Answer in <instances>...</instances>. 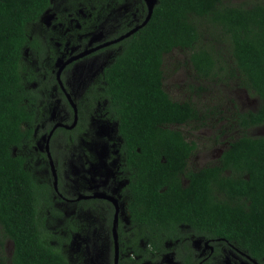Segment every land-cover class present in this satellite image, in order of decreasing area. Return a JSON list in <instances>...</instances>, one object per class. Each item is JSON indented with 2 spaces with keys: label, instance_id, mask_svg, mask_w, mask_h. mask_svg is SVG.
Returning <instances> with one entry per match:
<instances>
[{
  "label": "trees",
  "instance_id": "trees-1",
  "mask_svg": "<svg viewBox=\"0 0 264 264\" xmlns=\"http://www.w3.org/2000/svg\"><path fill=\"white\" fill-rule=\"evenodd\" d=\"M96 1L110 3L122 17L135 12L121 11L113 0ZM51 5V0H0V264H79L72 247L83 253L80 264H113L111 206L82 202L68 217L54 210L53 187L38 182L21 154L25 146L33 148L41 137H48L54 124L71 125L74 116L56 82L53 65L58 47L47 30L38 35L30 32ZM142 5L144 13L137 25L147 15ZM92 14L95 19L96 11ZM107 15L98 16L94 23L109 31L116 23L107 22ZM78 21L84 34L86 21ZM202 22L208 24L207 32H220L215 39L209 34L212 50L202 47ZM134 26L125 25L118 35ZM216 44L220 51L215 50ZM113 48L122 50L113 56L112 64L106 55L114 51L107 50L100 53L107 54L99 63L109 65L80 71L75 88L89 96V104L98 106L92 115L97 119L98 143L93 152L86 151V157L81 155L70 165L74 179L82 163L92 173L90 162L102 166L107 146L115 145L108 160L123 165L118 195L127 199L128 216L118 228L119 264H165L161 260L171 252L192 264L193 238L227 240L264 264V134L255 133L264 128V0H244L239 5L231 0H158L149 23ZM26 50L32 63L25 60ZM175 50L189 53V62L202 79L223 85L224 80H237L261 101L258 109L236 111L244 134L229 143L218 163L203 168L191 166L198 145L181 130L205 122L203 111L190 99H172L164 88V59ZM221 54L228 56L227 62L220 63ZM67 77L63 75L64 80ZM203 87L194 85V90L200 94ZM66 89L75 93L68 85ZM78 97L80 123L73 130L55 131L52 153L60 133L66 135V143L73 142L83 124ZM105 107L107 117L100 112ZM105 119L115 124V140L108 135L110 127H104ZM97 205L104 207L107 229L100 228L101 215L91 209ZM85 210L92 216L94 230L88 225V238L81 240L85 231L75 225L86 226ZM57 217L64 220L60 233L48 221ZM68 226L71 231L66 235Z\"/></svg>",
  "mask_w": 264,
  "mask_h": 264
},
{
  "label": "rangeland",
  "instance_id": "rangeland-1",
  "mask_svg": "<svg viewBox=\"0 0 264 264\" xmlns=\"http://www.w3.org/2000/svg\"><path fill=\"white\" fill-rule=\"evenodd\" d=\"M59 1L62 3L64 2L66 3L72 0H59ZM231 1L239 5L244 0H231ZM247 1L249 3H252V0H247ZM122 2L124 3V1ZM125 4L131 9L137 11V18L134 16V12L130 13L132 16L126 15L122 17L120 16V14L115 13V8L113 7V5H111L110 3H105L103 1H93L92 5L94 6L93 8L94 10H91V12L94 13L96 11V15H95L96 17L101 16L105 12L107 14L109 13L106 16V21L107 22L113 21L116 23L113 31L115 32L117 31V28L121 27L119 32H115L113 34V35L115 34L117 35L120 33L121 30H123L122 27H124L125 25H130L133 21H135V24L138 23L139 21L138 19H140V17L144 13V8L141 0H127ZM116 5H119L118 1L116 2ZM62 9L63 11H66L64 8ZM123 10H125L124 5L121 6V11ZM83 13H84L83 9H80L79 17H83ZM57 19H58L57 13L53 9V7H50V9L45 13V15L42 16L39 22L32 25L30 30L31 34L38 35L40 33H43L45 30H47V26H49V29L47 31L51 35H55V38H52V41L55 43V45H61L60 41L62 40L67 41L69 37H67L66 39L67 34L64 35L63 34L64 32L60 30L61 28L60 22ZM206 25L209 28L207 23L204 22L200 23V32L204 36L202 47L212 50L213 45L211 43L209 44V41L211 40L209 38V34L212 39H215L220 32L219 30H212L207 32ZM86 36H88V34H86ZM214 48L215 50L218 48V51H220L219 49L220 45L218 47V44H216ZM77 49H78L77 46L74 45L62 47L64 53L72 50L76 52ZM121 50L122 48L121 49L119 48L112 53H108L106 55L107 56L106 59L108 60L109 58L108 63H112L115 59V57L113 56L118 55ZM103 55L94 59L93 61L84 62V63H99L101 62ZM221 56L224 59V61L220 63L228 61V56L224 57L223 54H221ZM189 57L190 56L188 52L181 50H175L171 54L165 56L164 71L166 77L164 79V88L172 99L176 101H183L190 99L191 101H194L195 105L203 111V117L206 119L205 122L195 123L192 125L193 128L191 127L190 124L185 127H181V130L186 135H189L188 136L189 140L196 142L198 145L196 152L190 159L191 166L192 163H197L195 162V159L199 158L200 159V160L198 159V162L200 164L199 167H204L215 164L218 161L219 150L220 149L224 150L227 148V145H225L227 141L231 142L244 134V132L237 125L236 114L238 112L236 113V111L246 112L248 110H253L252 107L255 105V102L257 101V97L248 93L246 89H244L239 85V82L237 80H230V79L224 80V82H227V84L223 85L222 83L221 84L217 83L216 80H210V78L202 79L200 76L197 75L196 70L194 69L192 63L189 62ZM25 60L27 63H32L31 53L28 50L25 51ZM61 61H63V58L59 57V59H57L53 67L56 68L57 65L59 66L61 64L60 63ZM77 68L79 70H84L87 69V66L84 64H79ZM79 76L81 77V72ZM47 79L48 78L45 77L44 81H46ZM194 85L204 86L203 88H205V91L198 94L197 91L194 90ZM26 87L27 88L34 87V84H27ZM46 96L50 97L51 95L48 94ZM81 105L83 106L84 109L83 112L84 121L83 124L79 127L80 128L79 131L76 132L73 136L75 141L71 142L72 145L71 146L69 145V149H67V145L63 144L64 141L66 140V135L60 133L55 145V154L60 162L58 168L59 180L61 181L66 180L65 189L67 191L65 193H67L68 196L70 195V197L73 195V192L79 190V184H78L79 182L76 183L74 181L75 174L73 173L71 174V165H70L71 161L72 160L78 161V159L81 158L82 155L81 151L83 150L85 152L86 151L93 152L96 147V144L98 143L96 141L97 139L96 135L98 133L97 126L92 119H91L92 124H90V117H92L94 111L87 102L86 98L82 99ZM56 114H57L56 111H54L53 115ZM57 116H60V113H58ZM92 118L97 120L95 117ZM112 125L113 124L110 122H104V127L106 129ZM26 126L27 125H25L24 127L29 128ZM108 131H109L108 134L109 137L112 140H115L118 136L117 131L115 129H112V127L109 128ZM249 133L251 134V132ZM255 133L264 134V131L262 129H259L256 130ZM45 139H46L45 137H41V139L38 140L36 146H34L33 148L25 147L21 151V154L27 159L26 168L29 167V170H31L33 174L36 175L39 183L40 182L51 183V179H52L49 168V162L45 156V151H44ZM74 186H78V187L73 188ZM71 188L73 189L68 190ZM72 206L74 205L68 206L63 203L59 204V207H61V210L66 213L67 217L74 215L76 212V210H72L73 209ZM91 209L95 210L96 213L101 215L100 220L103 226H101L100 228L107 229L109 225H107L105 221V216L103 214L104 207H102L101 205H97V206H92ZM81 211H84V209H81ZM121 216H123V218L126 221L127 219L126 204L121 205ZM82 218L86 223V226L80 228L75 225V227L81 230L84 229L85 234L84 236L80 234L79 239L87 240L88 225H91L93 228L94 223L91 220L92 218L91 214L86 210L82 214ZM52 224L53 225L51 226V229L57 230L59 228L58 231L60 233L62 231L61 226L64 224V220H56L55 222H52ZM66 230H67L66 235H68L71 231L70 227L69 226L66 227ZM2 237H3L2 234H0V240ZM191 248L193 254L195 253L194 254L195 256L197 252L199 255L200 250L193 243L191 245ZM73 250L74 248L72 247L70 249V252H72L75 255L74 256L75 262L82 263L83 253H81L79 250H77L78 253ZM222 250H224L226 254H228L229 252L227 247L222 246V249H220V254H218L213 260L216 259L220 260L221 263L223 262L224 264L226 258L224 257L223 254H221ZM213 260H209V263H211ZM161 261L163 263L166 262L165 264H187L185 260L177 257L174 252L168 253V255L165 256L164 259ZM194 263L197 264L195 258H194ZM238 263H240V261H238ZM214 264H219V263H214Z\"/></svg>",
  "mask_w": 264,
  "mask_h": 264
},
{
  "label": "flooded vegetation",
  "instance_id": "flooded-vegetation-1",
  "mask_svg": "<svg viewBox=\"0 0 264 264\" xmlns=\"http://www.w3.org/2000/svg\"><path fill=\"white\" fill-rule=\"evenodd\" d=\"M93 1H96V0H72V1L66 2V3L65 2L62 3L59 0H51V4H52L51 7H53L55 12L57 13V17H58L57 20L60 22V26H61L60 30L62 32H64L63 33L64 35L67 34L66 39H67V37H69L67 41L66 40L60 41L61 45H56V47H58V48H57V50L55 52L56 56H55V62L54 63H56V61H57V59H59V57L63 58V61L60 62L62 64V63H65L70 58H72L73 56L78 55L80 53H83L86 50L87 51L93 50L92 52H90L86 56H84V57H82V58H80V59H78L76 61H73L72 63L68 64L64 68V70L61 73V81H62V84H63V86L65 88V91L61 88V86L59 84V80L57 79V73H58V70H59L61 64L59 66L57 65L56 68L53 67L55 69L54 73H55V76H56V82L58 83L59 87L61 88V90L65 94V97H66V99H67V101H68L70 106H72L71 100L75 104L77 99L79 98L78 97L79 95L81 96L82 99L86 98L87 100H89V96H87L86 94L83 95L82 91L79 88H75V85H78V82L80 81L79 80V78H80L79 77V75H80L79 72L83 71V70H79L77 68L78 65L79 64H84V65L87 66V68L88 67H92L94 65H97V66H101V65L107 66V65H109L110 63L107 64V63H84V62L93 61L94 59L100 57V55H102L100 53H102L104 51H107V50L115 51L116 49H119V48L115 49L113 47H115L119 43H122L124 40L119 42V43H117V44H111V45H108V46H104V45L114 41L115 39H118L119 37H121V36L125 35L126 33H128L130 30H132L135 27L139 26V25H137V23L135 24V21H133L130 24V25L135 24V26L133 28L128 29L123 34H120V35H118V34L116 35L115 34V35H113L115 32H119L121 27L117 28V31L114 32L113 29L115 28V25H112V27L109 29V31L102 28V23H101V26L96 25V23H94V22L97 21L98 18L96 17L95 19H93V14L91 12V10H93V7H92ZM122 1H124V3ZM126 1L127 0H120L118 2V4H119L118 7L121 9V6L124 5L125 6V11H128V8H130V7H128L125 4ZM141 1L144 2V0H141ZM113 2L116 4V2L114 0H113ZM144 4H145V2H144ZM145 6H146V4H145ZM62 8H64L66 11H63ZM49 9H50V7H49ZM80 9H83V11H84L83 17H79V10ZM85 10H86V12H85ZM45 13H44V15H45ZM76 16H78V18H80V19H84V22L86 21L85 23L87 24V29L88 30L84 34L79 32L82 28L80 27V25L78 23L79 22L78 18ZM134 16L137 18V11L136 10L134 12ZM48 29H49V26H47V30ZM86 34H88V36H86ZM98 35H100L99 38L96 39V40H93V39H95V36H98ZM49 37L51 38V41H52V38H55V35H49ZM126 39H128V38H126ZM71 45L77 46V48H78L77 51L75 52V51H73L74 50L73 49L72 51H67V52L64 53L63 50H62V47L63 46H71ZM96 54H98V55H96ZM103 54L106 55L107 53H103ZM94 55H96V56L93 57ZM66 74H67L68 77L64 80L63 75L66 76ZM67 85L72 87V88H74L75 93L68 92L67 89H66ZM260 103H261V101L257 98V101L255 102V105L252 107V109H258ZM89 105L93 109V107H95L97 104L96 103H91ZM96 107H98V106H96ZM106 107H105V109L101 108V110L100 109L99 110H100V112H103V113H104V111H105V113L107 112V115H108L109 111H106ZM107 115L105 114V115H103V117H107ZM91 119L95 123L94 118L90 117V124H92ZM73 122H74V116H73L72 123ZM105 122L112 123L110 121V119H109V121H107V119H105ZM79 123H80V119L78 117V124L76 125V127L79 125ZM56 124H58V123H56ZM56 124H54L53 127ZM64 125H67V124H64ZM67 126H70V125H67ZM113 126H115L114 123H113L112 126H110V128L113 127ZM170 128L174 129V126H170ZM61 129H64V128H61ZM258 129H262L264 131L263 127H259ZM229 143L230 142L227 141L225 143V145L228 146ZM63 144L67 145V149H69V145L70 146L72 145L71 142H67L66 143V141H64ZM113 146H109V148L107 146V150L104 153L105 154V158L103 159V165L102 166H100V165L98 166L97 164H95L93 162H90V164L94 166V169H93L92 173L90 172V167H85L83 165V163H82L81 172H79L78 173V177L74 179V181L76 183L79 182L78 183L79 184V191L77 192V194H76V192H74L71 197H70V195L68 196L67 193H65L67 191L65 189L66 180H64V181H60L59 180L58 181V192L55 190L54 178L52 176L51 167H50V163H49V168H50L51 178L52 179H51V183H47V184H50L53 187V190L55 192V196L53 197V206H52V208L54 210L61 211V212H63L66 215V213L61 210V207H59V204L63 203V204H66L68 206L74 205V206H72V208H73L72 210H77L78 209V205L80 203H82V202L108 203L111 206L112 210H113V219H112V228H113V223H114V219H115V215H116V208H115V206H114V204L112 202H110L109 200H106V199H99V198L78 200L80 195L91 197V196H93L96 193L106 194V195H109V196H113L118 202L119 213H118L117 225H118V228H119L120 221L121 220L125 221L123 216H121V205L122 204H126V207H127V199L126 198L122 199V197L120 195H118L119 183H120L119 180H118V177L122 173V170H121L120 166H123V165L119 166L118 165V161H116V163H115V162H110L108 160V157L111 154L110 149ZM50 149H51V142H50ZM44 151H45V141H44ZM54 151H55V148H54ZM223 152H224L223 149L219 150V154H218V158L219 159H218V161L216 163L219 162L220 158L223 155ZM114 153L118 154L117 151L114 152ZM45 154H46V151H45ZM51 154L53 156L55 167H56V170L58 172L59 160H58L56 154L52 153V150H51ZM81 154L84 157L87 156L86 152L84 150L81 151ZM46 157H47V154H46ZM198 159L199 158L195 159V162H197V163H192L194 168H197V167L200 166V164L198 162ZM48 162H49V160H48ZM201 168H203V167H201ZM27 170L29 172L33 173L31 170H29V167H27ZM130 174H131V172H128L126 174V176H128ZM41 183H43V182H41ZM61 186H62V189H64L65 192H62V190L60 189ZM75 187H78V186H74L73 188H75ZM73 188H71V189H73ZM71 189H68V190H71ZM102 201H106V202H102ZM89 208H90V206H88V210H89ZM109 210H111V209H109ZM126 215H127V212H126ZM56 220H62V219H61V217H57V218H54V219L51 218L48 221H49L50 225H53L52 222H55ZM126 221H128V216H127ZM112 235H113V232H112ZM192 243L196 247H198L199 250H200L199 255H198V252L196 251L197 254L195 256V261L197 262V264H205L210 259L213 260L218 254H220V249H222V246L227 247L228 250H229L228 254H226L224 252V250H222V252H221V254H223L224 257L226 258V261H225L224 264H261L256 259H253L252 257L246 255L241 250L236 248L234 246V244H231L227 240H224V239H221V238H214V239L193 238L191 240V244ZM119 245H120V243H119ZM188 256H191V255L189 254ZM238 261H240V263H238ZM191 263L195 264L194 260ZM214 263L223 264V262L221 263V261L217 260V259L213 260L209 264H214ZM113 264H114V262H113Z\"/></svg>",
  "mask_w": 264,
  "mask_h": 264
},
{
  "label": "water",
  "instance_id": "water-1",
  "mask_svg": "<svg viewBox=\"0 0 264 264\" xmlns=\"http://www.w3.org/2000/svg\"><path fill=\"white\" fill-rule=\"evenodd\" d=\"M144 2H145L146 7H147V16H146V19L143 21V23L141 25L135 27L134 29L130 30L125 35L119 37L118 39H115L114 41H112V42H110V43H108V44H106L104 46H108V45H111V44H117V43L125 40L126 38H129L130 36H132L133 34H135L140 29L144 28L149 23L150 19L152 18V15H153V12H154V8H155L158 0H144ZM99 36L100 35L95 36V39H93V40L98 39ZM92 51L93 50H90V51H87L86 50L83 53H80L78 55H75L72 58H70L69 60H67L65 63H62L61 64V66H60V68L58 70V73H57V79L59 80V84H60L61 88L64 91H65V88H64V86L62 84V81H61V73L64 70V68L68 64H70L73 61H76V60H78V59L86 56L87 54H89ZM71 102H72V106H73V109H74V122L72 123V125L67 126V125H64L62 123L56 124L52 128V130L50 131L48 137H46V139H45V151H46V154H47V158L49 160V163H50L52 176L54 178V187H55V190L57 192H58V181H59V177H58V172H57L56 167H55V163H54V160H53V156L51 154L50 141H51V138H52L54 132L58 128H64V129H68V130H73L76 127V125L78 124V109H77L76 104H74V102L72 100H71ZM92 198H99V199L109 200L110 202H112L114 204V206L116 208V215H115V219H114V223H113L112 232H113V239H114L113 241H114L115 264H119V261H120V245H119V235H118V225H117L118 213H119V205H118V202H117V200L113 196H109V195L102 194V193H96V194H94L91 197L84 196V195H80L79 198H78V200H82V199H92Z\"/></svg>",
  "mask_w": 264,
  "mask_h": 264
},
{
  "label": "bare ground",
  "instance_id": "bare-ground-1",
  "mask_svg": "<svg viewBox=\"0 0 264 264\" xmlns=\"http://www.w3.org/2000/svg\"><path fill=\"white\" fill-rule=\"evenodd\" d=\"M114 264H115V255H114Z\"/></svg>",
  "mask_w": 264,
  "mask_h": 264
},
{
  "label": "clouds",
  "instance_id": "clouds-1",
  "mask_svg": "<svg viewBox=\"0 0 264 264\" xmlns=\"http://www.w3.org/2000/svg\"><path fill=\"white\" fill-rule=\"evenodd\" d=\"M158 3V2H157ZM157 5V4H156ZM72 125V124H71Z\"/></svg>",
  "mask_w": 264,
  "mask_h": 264
}]
</instances>
